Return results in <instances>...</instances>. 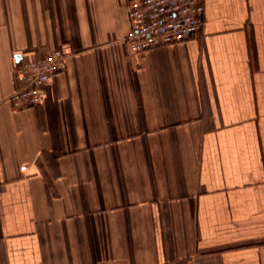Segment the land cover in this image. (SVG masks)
Instances as JSON below:
<instances>
[{"label":"crops","instance_id":"crops-1","mask_svg":"<svg viewBox=\"0 0 264 264\" xmlns=\"http://www.w3.org/2000/svg\"><path fill=\"white\" fill-rule=\"evenodd\" d=\"M129 0H0V264H264V0L131 53ZM70 50L18 108L16 67Z\"/></svg>","mask_w":264,"mask_h":264},{"label":"built area","instance_id":"built-area-1","mask_svg":"<svg viewBox=\"0 0 264 264\" xmlns=\"http://www.w3.org/2000/svg\"><path fill=\"white\" fill-rule=\"evenodd\" d=\"M205 0H129V31L124 43L131 53H144L162 46L182 44L199 36L205 24ZM70 50L56 48L46 55L25 60L16 67L20 83L10 95L18 108L41 102V87L65 70Z\"/></svg>","mask_w":264,"mask_h":264}]
</instances>
